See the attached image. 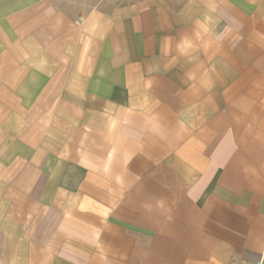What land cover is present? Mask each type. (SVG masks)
Here are the masks:
<instances>
[{"label": "crops", "instance_id": "0c3cea01", "mask_svg": "<svg viewBox=\"0 0 264 264\" xmlns=\"http://www.w3.org/2000/svg\"><path fill=\"white\" fill-rule=\"evenodd\" d=\"M264 0H0V264H254Z\"/></svg>", "mask_w": 264, "mask_h": 264}, {"label": "built area", "instance_id": "2783aa9c", "mask_svg": "<svg viewBox=\"0 0 264 264\" xmlns=\"http://www.w3.org/2000/svg\"><path fill=\"white\" fill-rule=\"evenodd\" d=\"M254 264H264V246H263V249L259 255L257 262H255Z\"/></svg>", "mask_w": 264, "mask_h": 264}]
</instances>
